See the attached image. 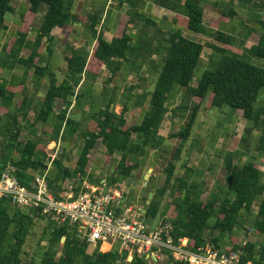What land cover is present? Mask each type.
I'll return each mask as SVG.
<instances>
[{
    "label": "trees",
    "instance_id": "trees-1",
    "mask_svg": "<svg viewBox=\"0 0 264 264\" xmlns=\"http://www.w3.org/2000/svg\"><path fill=\"white\" fill-rule=\"evenodd\" d=\"M12 1L0 0V30L7 28L9 15L15 13ZM75 1L28 0L30 10L21 16L23 29L0 54V109L4 108L7 116V122L0 124V177L11 169L17 181L31 190L35 176L43 174L47 168L45 163L49 151L54 150L60 140L64 143L78 135L84 143L79 150L75 169L66 167L63 159L59 158L48 175L50 190L60 198L62 185L67 179H79L82 183L89 177L90 155L100 140L107 148V160L115 154L121 155L114 172H110L106 178L110 186H118L131 178L150 153L156 151L166 162L165 184L154 192L149 206L146 205L148 197L145 199L144 216L147 221L162 217L164 223L172 225V237L175 240L188 239L192 251L213 244L217 250L226 249L229 253L243 251L245 262L264 264V241L259 245L249 242L244 248L235 240H232V248L224 245L229 236H233L247 223L251 224L255 236L264 237V171L260 166L254 161L238 163L235 160L236 153L228 152L224 157L225 187H221V183L217 184L207 199H204L207 182L198 178L203 172L189 167L187 163L178 166L185 152L183 143L192 137L204 107L206 111L230 108L245 119L247 125L242 136L245 141L259 129L256 150L264 152V108L256 109L255 106L260 91L264 89V67L248 60L250 56L264 61V22H261L263 31L259 42L250 49L245 46L255 33L253 27H247V33L240 41L236 35L221 30L223 24L230 23L238 16L235 2L246 3L250 0H215L212 6L220 17L217 27L205 24V0H153L156 6L176 13L173 23L179 30L169 33L161 30L153 17L138 10L140 0H117L119 6L126 4L131 9L122 16L113 41L108 42L102 35L99 36L90 64L86 50L69 48L70 54L66 57L69 70L67 80L60 85L55 80L50 82L40 109L35 111V120L31 123L28 118L33 110V101L28 97L26 87L23 85L21 90L24 101L20 109L16 110L14 98L17 88L3 81L2 75L16 66H22L34 70L36 82L44 79L48 68L40 66L36 60L40 48L46 47L48 54H53L55 38L52 32L55 28H65L81 21L97 36L95 29L99 25V15L80 18L73 12ZM43 6L47 7V11L33 53L29 58L21 57L30 29ZM135 29L137 33L133 35ZM183 30L212 38L215 43L209 46L220 55L219 61L211 62L213 70L208 68L201 74L196 87L192 83L205 46L185 37ZM237 45L244 48L242 55L232 50ZM155 55L161 56L160 65L153 59ZM148 60L157 71V78L150 95L136 97L137 108L149 103L138 124L128 125L126 114L130 110L129 103L116 104L115 96L105 97L107 102L104 108L90 117L91 124L84 130H80V123L67 118L73 100L76 105L94 103V99L82 91L84 85L80 93L76 94L85 73L89 78L97 79L102 68L106 67L112 73L110 81L114 82L124 70L140 73ZM179 89L182 90L181 102L172 109L173 96L179 93ZM59 100H64L66 109L57 113L55 108ZM170 111L173 124L179 119L183 127L165 138L160 130ZM20 115L33 129L37 125L53 129L51 135L44 131L43 139L46 141L48 138L46 145L41 144L43 139H20L23 131ZM169 140H177L179 145L170 148ZM91 182L101 185V179L94 181L91 178ZM167 196L173 199L170 207L163 206ZM172 207L173 212L171 210L170 214L168 211ZM254 207L257 211H254ZM212 218H215L214 224L210 223ZM37 220L47 222L40 237V245L46 243L47 247L41 248V256L36 254L26 263L24 256L28 253L25 247L37 226ZM208 232H219V236L209 238ZM91 246L94 247L93 252L89 251ZM164 252L168 256V264H186L174 260L169 251ZM127 256L118 247L113 249L110 243L93 246L80 236L76 226H59L50 216L34 209L18 208L10 198H0V264H149L146 257L138 255L128 263Z\"/></svg>",
    "mask_w": 264,
    "mask_h": 264
},
{
    "label": "crops",
    "instance_id": "crops-1",
    "mask_svg": "<svg viewBox=\"0 0 264 264\" xmlns=\"http://www.w3.org/2000/svg\"><path fill=\"white\" fill-rule=\"evenodd\" d=\"M140 1L141 2L139 3L138 10L141 13L153 17L156 21H158L159 28L161 30L167 33L179 30V28L176 27L173 23L176 17V13L165 8L156 6L153 3V0ZM214 2L215 0H205L203 6H212ZM238 3L239 1H236L234 6L239 15V11L236 7ZM12 6L15 9V13L9 15L6 23L7 28L5 30H0V54L2 53L3 48H5L6 45L12 43V41L19 36L21 30L23 29L21 16L23 14H26L30 10V4L28 0H13ZM129 9H131V6L126 4L119 6V2L117 0H76L73 10L75 15L79 16L80 18H85L88 15L93 14L99 15V25L95 29L97 31V36H95L93 31H91L89 27H87V25L81 21L75 22L65 28H55L52 32V35L55 38L53 54L49 55L46 47L40 48L38 51L39 57L36 60V63H38L40 66L48 68V72L44 79L36 82L34 70H29L22 66H16L13 70L3 73L2 80L7 82L8 85L15 86L17 88V94L14 98L15 109L19 110L22 102L24 101L25 97L21 91L24 85L26 87V93L28 94V97L33 101V110L31 111L30 116L28 118V121L33 123L36 117L35 111L40 109V105L43 99L45 98L47 88L50 85V82L55 80L57 84L60 85L67 80L69 70L66 57L70 54L69 48H74L76 50H86L89 53L88 64H90L92 62V56L98 42V37L102 35L105 40H107L108 42H112L117 34V30L122 16L126 15ZM46 11V6H43L40 9L39 15L35 19L33 26L30 29L29 35L27 37V44L22 50L21 57L29 58L32 55ZM205 17L206 10L204 16V21L206 24ZM224 25L221 27L222 31H226L228 27V24ZM136 33L137 30H133V35H136ZM183 35L189 39L197 41L200 36H204L193 34L191 32H188L187 30H183ZM245 47L247 49H250L252 46L250 47L248 44H246ZM160 58V55H155L153 59L157 62V64L160 65ZM156 78L157 71L152 68V62H150V60L147 61L146 65L140 73H131L130 71L124 70L118 74V77L114 82L110 81L112 79V73L109 72L106 67L102 68V72L97 79L89 78L88 75L85 73L83 76V81L81 82L80 86L76 89V94L80 93L82 86L84 85L82 91L87 97L93 98L94 103L92 105L91 103L88 104L86 102H83V104L81 105H76V101L73 100L72 105L68 108L67 118H72L78 123H80V130H84L91 124V120H89L90 117L94 113L99 112L101 108H104L107 102V99H105V97L115 96L116 104H123L128 101L130 110L126 114L127 123L129 126L136 125L142 120L143 113H145V111L149 108L148 102L145 103L143 107L137 108L135 106V102L137 99L136 97L146 94L150 95V93L154 90H152L154 85L151 86L150 90H148L146 83L149 80H156ZM197 85L198 82L195 85V82L193 81L192 86L196 87ZM179 94H182L181 89H179ZM175 103L174 101H172V104ZM172 104L171 107H173ZM65 109L66 104L64 100H59L56 104L55 111L59 113ZM229 110L230 113H227L230 115L231 122L237 125L238 121L241 119L236 120L235 117L239 115H237V113L233 110ZM5 112L6 110L4 108L0 109L1 125L7 122V116L5 115ZM214 117L217 118V114H215ZM19 120L20 123L23 124V131L20 138L22 141H40L45 137V132L46 134L51 135L53 131L51 127H45L44 125H37L36 128L33 129L31 128V124L27 120L23 121V117L21 115L19 116ZM166 120L161 127L160 134L163 137L168 138L169 136H167L164 131ZM205 120L206 119L201 120L199 123L201 125L206 124ZM235 125L234 127H232V132H235ZM81 139V137H78V135H76L62 143L64 152L69 151V149L72 148L73 145L76 146L77 143H80ZM47 140L48 138L46 139V141L43 139L41 141V144H47ZM171 141L173 140L168 141V145L171 143ZM100 145H103L101 140L97 144L96 148L91 152L90 165L88 167V175L93 176V174H97V178L101 179V185H105V188L107 190H112L111 186H109V184L107 183V177L105 178V176H103V173L105 172V174L109 176L110 172H113L114 168L118 165L121 159V155L115 154L112 159L107 160V148L104 145L103 151H99V153H97L96 157L93 159V156ZM79 150L80 149H78L77 151L78 154ZM200 160L201 158L199 156H196L194 158V161ZM192 161L193 160L191 158L187 161L188 166L199 170L195 162L192 163ZM164 163L165 159L158 155L156 151H153L147 157L145 163L140 167L144 172H147L150 169H152L154 172V174L152 175V183L157 184V186L152 189V192L161 189L165 184V176L162 173ZM64 164L66 167L70 168L66 161L64 162ZM139 169L133 172L131 178L118 185L120 188H122L127 187V185H129V183L132 181L135 183V187H131L134 188V191L131 195V202L134 205H139L145 199V197H149L150 194V192L147 193L146 190L147 187L145 186V174L143 177V184L137 185V183L140 182L141 176H143ZM217 173V169H214L212 172L209 173L214 183H216V185H213L215 187H217V184L220 183L219 181H215V178H217ZM219 185L221 187H225V183L224 185H222V183ZM115 188L118 189L117 187ZM211 191H213V189H211ZM170 198L171 197L169 196L165 197L163 203H167V201L172 202V199ZM120 203L122 204L124 210H133L134 208L132 206L127 207L124 200H121ZM138 210L141 211L142 208H138Z\"/></svg>",
    "mask_w": 264,
    "mask_h": 264
},
{
    "label": "built area",
    "instance_id": "built-area-1",
    "mask_svg": "<svg viewBox=\"0 0 264 264\" xmlns=\"http://www.w3.org/2000/svg\"><path fill=\"white\" fill-rule=\"evenodd\" d=\"M51 152L45 172L35 176L31 190L17 181L11 169L4 172L0 177V198H10L18 208L34 209L50 216L59 226H76L80 236L95 247L99 243H110L113 249L118 247L120 252L128 254V263L135 255L146 257L149 264L168 262L164 251H169L174 260L186 264H253L243 260V251L229 253L226 249L217 250L213 244L192 251L188 239L172 237L170 223L162 220L152 226L141 219V212L132 209L122 212V191L91 185L87 178L82 183L79 179H67L57 198L50 190L48 175L62 152L61 140ZM248 235L255 236L254 231L250 229ZM249 242L252 241L246 235L239 245L244 248Z\"/></svg>",
    "mask_w": 264,
    "mask_h": 264
},
{
    "label": "rangeland",
    "instance_id": "rangeland-1",
    "mask_svg": "<svg viewBox=\"0 0 264 264\" xmlns=\"http://www.w3.org/2000/svg\"><path fill=\"white\" fill-rule=\"evenodd\" d=\"M213 5V4H212ZM205 10H206V25L209 27H212L211 25H215L216 27L219 25L217 22L219 21L220 17L217 11L213 9V6L211 5H205ZM239 15L232 20L230 23H228V27L225 32L234 34L238 37L239 41L243 39L244 35L247 33V27H253L255 29V33L252 34V36L249 38L246 44H248L250 47L253 45H256L262 35L263 31V25L261 22H264V0H250L246 3H242L239 1V3L236 5ZM224 25V24H223ZM222 25V26H223ZM221 26V27H222ZM225 26V25H224ZM214 29V28H213ZM200 43H202L205 48L203 51L202 55V60L200 62V66L197 69L195 73V85L197 84L198 78L201 76V74L206 70H213V67L211 68V62L212 61H219L220 55L212 50V48L209 46L210 44L215 43V41L207 36H200L198 39ZM243 47L240 45H237L236 47H233L232 50L240 55L243 54ZM248 60L252 61L259 65L264 67V61L257 60V59H252L248 58ZM156 80H149L147 84L148 90L151 89V86L155 84ZM154 87L152 88V90ZM182 94H175L173 96V101L175 104H172L174 109L175 107L179 106L181 102ZM205 103H203V106H205ZM256 109H263L264 108V89L260 91L259 93V98L258 102L255 105ZM230 108H220V109H213V110H207L205 107L203 108V111L199 115V120L196 123V126L193 129V134L190 140L186 143H183L185 152L183 154V157L181 159V162L178 164L179 167L182 166L183 163H187L190 158L193 160L192 163L195 162L197 167L199 168L200 171H203L202 175H199L198 178L199 180H204L207 182V193L204 196V199H207L211 189L214 190L216 183H214L213 179L210 177V172H212L214 169L218 170L217 173V178H215V181H219L224 185L225 183V168H224V157L225 155L233 151L236 153L235 160L238 163L244 164L250 161L256 162L262 171H264V152H258L256 150L257 147V141L259 140L260 137V131L259 129H256L254 133L248 137L247 141L242 139V136L244 135L245 128H246V120L241 118V116L235 117L236 120H239L237 125L231 122L230 115L227 113L229 112ZM211 111H216V112H211ZM226 112V113H225ZM230 113V112H229ZM217 114V118L214 117V115ZM166 124H165V133L167 136L172 133H177L180 131L183 127V122L182 120L176 119L174 124H173V119H172V112L170 111V114L167 115L166 118ZM205 120L206 124H200L199 122L201 120ZM241 121V122H240ZM200 125V126H199ZM235 125V132H232V127ZM26 137V135H25ZM26 139V138H25ZM36 140V139H35ZM83 140L81 139L80 143H77L76 146H72V148L69 149V151L64 152L63 147H62V152L60 155L57 156L56 160L59 158H62L63 161L67 162L68 165L70 166L71 169H75L78 161V149H80L83 146ZM103 144V143H102ZM46 145V144H45ZM177 145H179V142L177 140L171 141L169 144L170 148H175ZM104 149V144L100 145L95 152L93 159L96 157L97 153L99 151H103ZM100 152V153H101ZM52 152L49 151V154ZM199 153V154H198ZM102 154V153H101ZM108 156V153H107ZM106 156V158H107ZM196 156H199L201 158L200 161H194V158ZM206 159V160H204ZM55 160V161H56ZM166 166V162L163 165L162 168V173L164 174V168ZM143 176L140 178V182L137 183V185H142L144 180V174L146 175L148 173L144 172L141 168L139 169ZM114 172V171H113ZM139 173V172H138ZM154 172L151 173V177L149 179V183L146 186L147 187V193L152 191L154 187L157 186V184L152 183V175ZM103 176L108 177L105 172L103 173ZM93 178L94 181L98 180L97 174H93V176L87 177L88 182L91 185L97 186L95 184H92L91 178ZM100 187H104L105 185H99ZM110 186V185H109ZM117 187L118 189H116ZM135 183L132 181L127 185V187H122L120 188L119 186H111L112 190H119L122 191L123 189V197L120 200H124L126 203L127 207H134L133 210L135 213H142L143 214V209L145 208V199L139 204V205H134L131 202V195L134 191ZM154 193V192H153ZM172 198V197H171ZM170 198V199H171ZM173 200V199H172ZM163 206H171V202L167 201V203H163ZM120 208L122 209V212L125 211L122 207V204L120 205ZM138 208H142L141 211L138 210ZM170 210L168 211L169 213L173 212V207L172 209L169 208ZM254 211H257V208L254 207ZM171 214V213H170ZM167 218V217H166ZM142 220H145L147 223L151 224L152 226H156L160 221L163 220L162 217H158L155 220H148L146 217L143 216L141 217ZM215 218H212L210 223L214 224ZM46 221L39 222L37 220V226L34 229L32 236L29 238L28 243L25 247V251L28 253L25 255V261L26 263L29 262V260L37 254V256L40 255V250L42 247H47L46 243H43L42 246L40 245V237L42 233L43 227L46 225ZM251 229V224L247 223L242 229H238L233 236L228 237V241L226 240L225 242V247H233V241H237V243H242L244 241V237L247 235V239L249 241L255 242L258 245L264 241V237H257L254 235H248ZM209 238L211 236H219V232H213L207 233ZM90 252L94 251V247H90L89 249ZM159 264H168L167 260H164L163 262Z\"/></svg>",
    "mask_w": 264,
    "mask_h": 264
},
{
    "label": "water",
    "instance_id": "water-1",
    "mask_svg": "<svg viewBox=\"0 0 264 264\" xmlns=\"http://www.w3.org/2000/svg\"><path fill=\"white\" fill-rule=\"evenodd\" d=\"M152 172H153V170L150 169V170L148 171V173L145 175V186L148 185V183H149V179H150V177H151V173H152ZM153 197H154V193L152 192V193L149 194L148 201H147V203H146L147 206H149V205L151 204V202H152V200H153ZM143 212H144V214H145V213H146V210L143 209ZM64 241H65V239H63V242H64Z\"/></svg>",
    "mask_w": 264,
    "mask_h": 264
}]
</instances>
